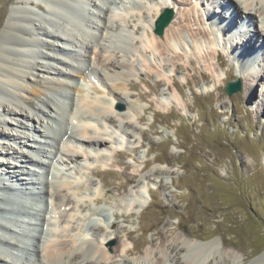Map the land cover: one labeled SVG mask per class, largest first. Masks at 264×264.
Instances as JSON below:
<instances>
[{"label":"bare ground","instance_id":"6f19581e","mask_svg":"<svg viewBox=\"0 0 264 264\" xmlns=\"http://www.w3.org/2000/svg\"><path fill=\"white\" fill-rule=\"evenodd\" d=\"M132 1L127 7L126 0H44L41 4L46 8L39 14L30 10H11L8 14L0 32V123L3 124L0 126V167L10 168V161L4 158L12 153V157L20 158L24 164L12 167V175L7 174L8 169L4 168L6 173L0 170V253L3 255L0 264H132L124 258L133 251L128 243L111 244L114 236L110 230L116 224L115 214L114 220L102 216L94 220L97 213L106 210L110 214L109 210L99 206L105 198L103 180L100 179L98 193L89 196L83 184L78 182V175L82 174V166L91 169L98 156L108 154L110 157L122 149L121 144L130 134L128 129L134 120L143 119L140 113L143 107L127 93L131 83L126 79L141 72L138 61L150 71L154 70L153 62L147 58L149 52L157 51L163 55L181 45L182 41L175 36L181 29L179 26L187 20L182 10L178 20L172 19L164 33L158 34L154 30L155 22L166 8L172 7L167 1L151 4V15L143 18V22L153 39L142 38L141 44L137 45L134 31L127 29L124 23L127 24L129 14L144 17L145 12L141 9L142 0ZM206 1L210 3V0ZM201 2L203 6L205 0ZM211 2L210 7L204 6L201 14L198 12L200 20L209 27L197 29L199 34L214 35L212 41L216 45L212 49L217 52V60H220L218 50L221 49L218 42L227 31L238 30L233 26L239 20H250L256 26L260 22L264 28V0ZM223 3L229 4L230 8L233 5L235 9L230 18L225 9L218 15L219 10L212 6L217 4L222 9ZM196 5L197 2L194 7ZM211 16L223 18L225 22L229 20L225 33L217 24L209 23ZM245 33L242 40L232 41L230 46V50L241 52V66L252 55L257 62L258 51L264 48L262 29ZM50 40L56 44L49 43ZM198 44H195L196 49L200 47ZM43 48L47 50L43 51ZM91 60L99 64L102 72L97 75L96 85ZM37 64L43 65L52 78L38 81L34 73ZM174 66L178 68L179 64ZM253 67L248 68L252 69L254 78L247 88L249 95L259 78ZM169 82L179 91L173 79ZM17 95L22 96L24 106ZM32 97H36L38 103ZM175 103L176 99H165L162 107L166 109ZM122 104L128 107L127 111L120 109ZM262 107L264 110V100ZM30 136L36 140L34 144ZM23 175L25 177H21ZM11 176L18 185L12 182ZM7 185L15 186L18 191L13 192ZM145 192L152 196L149 188ZM142 193L124 197L127 211H141L147 205V198ZM10 194L14 196L12 200ZM47 199L58 208L54 204L56 210H50ZM48 212L53 215L47 217ZM19 214L27 222L17 220ZM20 222L27 226L29 222L33 223V227L18 228ZM128 236L131 237V232ZM179 237L182 239L180 249H177L178 245L162 244L159 251H149L148 256L153 255L152 262L145 260L133 264H227L228 261L239 264L245 256L241 249H229L222 237V245L215 239L192 241L191 237L199 239L195 234ZM182 250L186 251L184 261L177 257ZM255 262L264 264V253Z\"/></svg>","mask_w":264,"mask_h":264},{"label":"rangeland","instance_id":"374dc122","mask_svg":"<svg viewBox=\"0 0 264 264\" xmlns=\"http://www.w3.org/2000/svg\"><path fill=\"white\" fill-rule=\"evenodd\" d=\"M126 1L129 4L133 2ZM163 1L171 4L174 20H178L180 11L186 13L187 20L182 27L179 26L181 29L175 36L179 42L182 41L181 45L163 55L157 51L149 52L147 58L153 62V71L138 61L141 72L126 79L131 83L127 93L139 100L143 119L134 120L128 129L130 134L121 144L122 151H116L110 157L108 154L100 155L93 160L91 169L82 166V174L74 175H78L80 181H77L83 184L89 196L98 193L100 179L103 180L105 198L99 206L116 217L115 227L110 230L114 236L111 244L128 243L133 251L124 258L132 264L145 260L152 262L153 255L148 256L149 251H159L162 244L178 245L177 249H180L182 239L179 235L182 234L197 235L199 239L191 237L195 242L215 239L219 245H222V237L229 249H241L245 253L239 264H257L256 259L264 253V48L260 49L259 59L254 62L253 70L259 78L249 95L247 88L254 79L252 69L241 68V63L231 53L229 44L232 41L225 44L224 39L219 43L220 60H217V52L212 49L216 45L212 41L213 36L198 33L199 26L209 27L198 17L204 9L202 0H192V4L191 0H142L141 9L145 16L129 14L127 24L124 23L127 29L134 31L137 45L141 44L142 38L153 39L143 21L151 15L150 5ZM41 2L45 3L44 0H0V32L11 10H30L39 14L46 8ZM212 6L221 15L222 9L217 4ZM231 9L232 12L227 7L225 13L235 14L233 5ZM243 24L248 27L247 31L262 29L261 35L264 36L260 22L256 26L246 20ZM245 36L243 30L233 39L238 41ZM158 40L161 41L160 38ZM48 42L56 44L52 40ZM161 42L167 45L163 39ZM195 44L200 47L196 49ZM140 60L143 61L142 58ZM91 64L96 72L93 82L96 85L97 75L102 72L96 61L91 60ZM174 64H179V67ZM34 73L38 81L52 78L41 64L35 66ZM238 78L242 89L229 95L227 84L236 82ZM171 79L179 91L169 82ZM17 97L23 105L22 96ZM32 98L38 103L36 97ZM169 98L176 99L178 105L175 103L163 109L164 100ZM120 109L125 112L128 107L122 104ZM12 155L14 153L4 158L10 161V168L0 167L4 173V168L8 169L9 175L13 174L12 167L16 164H24ZM105 166L107 168L103 169ZM10 178L13 179L12 176ZM12 182L18 185L14 179ZM7 187L13 192L18 191L15 186ZM148 188L151 197L145 192ZM142 191L147 205L141 211H127L124 197L138 195ZM50 204L52 207L56 205ZM61 209L64 211V207ZM185 252L182 250L177 254L180 261H184Z\"/></svg>","mask_w":264,"mask_h":264},{"label":"water","instance_id":"95a60500","mask_svg":"<svg viewBox=\"0 0 264 264\" xmlns=\"http://www.w3.org/2000/svg\"><path fill=\"white\" fill-rule=\"evenodd\" d=\"M173 10L166 9V11L160 16L159 20L156 22V32L158 34H163L166 26L171 22L173 18ZM242 89V82L241 79L238 78L236 82H230L227 84V93L229 95L233 94L234 92H238Z\"/></svg>","mask_w":264,"mask_h":264}]
</instances>
